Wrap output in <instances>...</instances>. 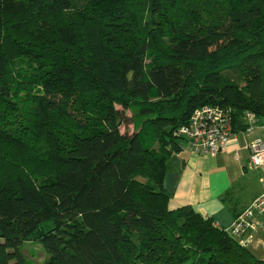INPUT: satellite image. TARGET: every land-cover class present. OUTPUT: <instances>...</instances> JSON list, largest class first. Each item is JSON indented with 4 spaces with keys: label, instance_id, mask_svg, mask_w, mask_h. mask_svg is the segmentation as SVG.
<instances>
[{
    "label": "trees",
    "instance_id": "1",
    "mask_svg": "<svg viewBox=\"0 0 264 264\" xmlns=\"http://www.w3.org/2000/svg\"><path fill=\"white\" fill-rule=\"evenodd\" d=\"M204 106L264 126V0H0V264H264L170 207Z\"/></svg>",
    "mask_w": 264,
    "mask_h": 264
},
{
    "label": "crops",
    "instance_id": "2",
    "mask_svg": "<svg viewBox=\"0 0 264 264\" xmlns=\"http://www.w3.org/2000/svg\"><path fill=\"white\" fill-rule=\"evenodd\" d=\"M264 139V128L252 134L239 133L216 156L194 155L181 151L171 160L164 188L171 194L172 209L191 206L204 218H212L229 231L235 219L259 195L263 170L250 168L249 144ZM261 227L249 250L264 260V214L256 217ZM240 242V238L236 237Z\"/></svg>",
    "mask_w": 264,
    "mask_h": 264
},
{
    "label": "built area",
    "instance_id": "3",
    "mask_svg": "<svg viewBox=\"0 0 264 264\" xmlns=\"http://www.w3.org/2000/svg\"><path fill=\"white\" fill-rule=\"evenodd\" d=\"M248 127L245 132L252 134L259 126L253 114H247ZM185 138L182 151L194 155L216 156L226 149L238 136L233 131L231 116L228 112L217 106H204L194 111L190 123L180 130ZM250 168L263 170L259 178L261 191L252 203L235 219L228 231L235 238H240L243 247L249 248L254 243L255 236L261 225L256 217L264 214V139H255L249 144Z\"/></svg>",
    "mask_w": 264,
    "mask_h": 264
},
{
    "label": "rangeland",
    "instance_id": "4",
    "mask_svg": "<svg viewBox=\"0 0 264 264\" xmlns=\"http://www.w3.org/2000/svg\"><path fill=\"white\" fill-rule=\"evenodd\" d=\"M132 114H133L132 111L127 112V115L129 117ZM126 128H128L130 132H133L134 130L137 129V125L131 124L129 127L122 126L121 128L122 132H124ZM22 250L30 264H40L47 258V255H48L45 248L40 243L35 242V241L25 242Z\"/></svg>",
    "mask_w": 264,
    "mask_h": 264
}]
</instances>
